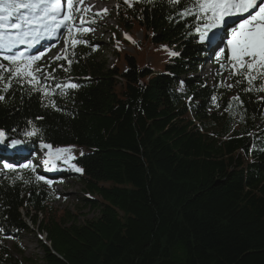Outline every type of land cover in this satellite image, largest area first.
Masks as SVG:
<instances>
[{
  "label": "trees",
  "instance_id": "trees-1",
  "mask_svg": "<svg viewBox=\"0 0 264 264\" xmlns=\"http://www.w3.org/2000/svg\"><path fill=\"white\" fill-rule=\"evenodd\" d=\"M129 4H114L117 27L127 34L141 29L164 49L168 57L158 67L131 55H124L123 67L110 64L100 56L102 45L83 33L87 43L76 46L75 56L69 47L71 66L38 62L56 82L71 77L81 85L66 97L57 90L58 111L42 106V93L29 94L31 86L10 75V62L0 63V95L6 97L0 129L9 135L17 128L15 138H23L31 120L44 142L73 147L72 163L83 172L57 177L80 184L79 203L96 214L78 222L68 209H55L53 191L35 179H49L47 168L30 175L0 169V264H264V92L258 90L264 82L236 84L224 62L227 72L206 84L197 74L210 52L194 31L187 35L194 19L170 22L179 9ZM84 18L97 23L93 14ZM172 50L180 56L170 57ZM238 93L242 108L232 100ZM41 138H31L17 155H0L27 162L43 151ZM33 231L42 254L21 262L4 240L20 249L22 234Z\"/></svg>",
  "mask_w": 264,
  "mask_h": 264
},
{
  "label": "snow or ice",
  "instance_id": "snow-or-ice-1",
  "mask_svg": "<svg viewBox=\"0 0 264 264\" xmlns=\"http://www.w3.org/2000/svg\"><path fill=\"white\" fill-rule=\"evenodd\" d=\"M77 2L82 3L83 0H77ZM124 2L129 4V0H124ZM137 2L151 4L153 7L166 5L169 10L179 9L174 15L168 17L170 22H178V19H186L191 16L195 23L189 28L187 35H193L194 31L199 43L206 44L209 49L214 51L218 49L215 51L218 61L225 55L227 49L229 53L227 62L233 70L232 76L238 77L235 81L236 84H243L246 81L251 86L254 81L264 82V0H137ZM66 4L67 11H64L62 0H0V57L11 63L10 75L14 76L17 82L31 86L29 94L42 93L41 99L47 100V103L42 106L50 105L58 111L61 109L52 98L57 94V90H59L60 97H66L69 90H77L81 85L72 82L73 78L71 77H68L64 83H58L54 76L43 74L44 66L38 62L45 58L47 52L56 46L55 44L46 45L44 50L38 54L29 55L28 49L39 44L41 40L55 39L64 30L67 32V36L64 37L65 47L61 51L65 55L57 54L51 60L52 62L66 60L67 64L71 66L73 60L69 58V47H71V56H75L76 46L87 43L82 39L83 33L94 31L91 28H84L83 24L95 23V20H81L79 24H74L81 9L73 6L74 0H66ZM180 5L183 7L180 8ZM103 11L107 13V9ZM17 13L20 15L16 16ZM95 15L98 16L99 13ZM13 16H16L15 22H12ZM139 18L143 19V16L141 15ZM125 37L132 43H137L127 33H125ZM17 45H26L27 47L24 51L13 52L12 49ZM98 47V45L92 46V51L97 50ZM162 47L168 48L167 45H162ZM169 55L170 57H179L180 53L172 50ZM4 67L3 64H0V69H4ZM58 67L66 73L69 71V68L63 64ZM220 67L224 68L225 65L220 64ZM55 71L56 69H53V72ZM49 79L52 80L51 88L48 86ZM85 79L90 80L91 78ZM183 83L181 81V85ZM227 87L231 88L233 85L229 84ZM252 90L251 87L242 89L245 93ZM258 90L264 92V84ZM188 99L192 100L193 98L189 97ZM5 100V95H0V103ZM211 100L217 108L220 107V104L217 103V96L213 95ZM232 100L237 101L241 108L243 107L244 101L240 99V93L232 97ZM229 108H231V101ZM36 119L42 120L43 117ZM27 124L32 125V128L23 132V138H15L18 134L17 128L11 129L9 135H6L7 130L0 129V152L7 153L11 150L12 155H17L23 151L31 138H41V129L31 120L27 121ZM40 146L48 150L45 153L46 158L43 164L47 165L51 160L68 162L64 157L69 153V147L54 148L52 143H46L42 138ZM68 158L72 159L73 157ZM39 166L32 160L21 164L7 162L6 158L0 155V169L12 172H17L18 169L30 170L28 173L30 175L36 172ZM72 168L77 173L83 172V168L76 164H73ZM35 179L49 185L53 183L43 175H36ZM23 182L29 183L30 181L24 179Z\"/></svg>",
  "mask_w": 264,
  "mask_h": 264
},
{
  "label": "rangeland",
  "instance_id": "rangeland-1",
  "mask_svg": "<svg viewBox=\"0 0 264 264\" xmlns=\"http://www.w3.org/2000/svg\"><path fill=\"white\" fill-rule=\"evenodd\" d=\"M97 4L82 3L74 1V7H78L81 9V12L78 14L77 19L75 20V24H79L81 20L86 21L84 18V14H93L99 13V15H95L97 18V23H84V28H91L94 31H88L86 34L88 37H91L95 41H98L103 47L101 48V57L106 58L110 64L118 65L119 67H123L124 65V55H131L134 59L141 65L158 67L163 64L167 59V54L164 49L159 48L155 45L150 44L149 36L146 32L141 29L134 28L128 35L131 36L132 40L137 41V43H132L129 39L125 37V33L123 30H119L117 27L116 17H115V7L114 4L117 0H96ZM98 5V6H97ZM104 9H108L107 13H105L102 9H98L101 7ZM67 11V10H66ZM102 17V18H101ZM113 34H115L113 36ZM226 45V41H225ZM225 45H221L222 47ZM61 46V47H60ZM63 49V44L59 43L58 47L55 51L49 52L47 56H45V60L52 61L51 58L55 57L57 54H61V50ZM209 49V48H208ZM207 59H205V63L200 67V71L197 76L200 79L205 80L206 84L212 85L213 78L218 76L219 72L225 71L227 72L228 67L221 68L220 64H227V57L229 55L227 49L225 51V55L220 58L218 61L215 55V51L218 49L211 50ZM209 59H212V62H209ZM44 60V61H45ZM225 65V64H224ZM227 73H224V78L228 80ZM70 151L65 155V159L68 160L67 163H64L63 160L56 161L51 160L49 162L51 170V174L53 176L50 177V180L53 181L51 185L46 183V186L53 191L55 196V201L53 206L58 211L62 209H68L72 214L76 216L77 221L81 222L86 218H92L96 216L94 211L90 210L88 207H83L82 204L79 203V197L82 196L84 191H82V187L78 183H74L70 179H59L57 175L62 171L69 173H77L72 168V160L74 158L75 149L73 147H69ZM47 149H43V151H37V154L31 160H35V162L40 165L45 157V153ZM68 157H73L69 159ZM41 158V159H40ZM42 166L37 167V171L41 172ZM37 237L35 231L23 233L18 240L19 247L21 249V253L17 251L18 248H15V241L7 238L4 240V244L6 249L15 257L17 260L21 261L23 258L36 257L42 254L41 249L37 243ZM18 249V250H20ZM22 262V261H21Z\"/></svg>",
  "mask_w": 264,
  "mask_h": 264
},
{
  "label": "bare ground",
  "instance_id": "bare-ground-1",
  "mask_svg": "<svg viewBox=\"0 0 264 264\" xmlns=\"http://www.w3.org/2000/svg\"><path fill=\"white\" fill-rule=\"evenodd\" d=\"M85 3H88V1H91V2H89V3H91V4H97V1L96 0H83ZM88 3V4H89ZM91 4H89V6L91 5ZM92 6V5H91ZM98 6V5H97ZM99 7H101V6H99ZM99 10L100 9H102V10H104V7H101V8H98ZM106 9V8H105ZM108 10V9H107ZM70 149V148H69Z\"/></svg>",
  "mask_w": 264,
  "mask_h": 264
}]
</instances>
